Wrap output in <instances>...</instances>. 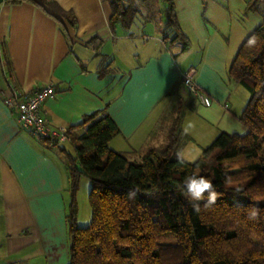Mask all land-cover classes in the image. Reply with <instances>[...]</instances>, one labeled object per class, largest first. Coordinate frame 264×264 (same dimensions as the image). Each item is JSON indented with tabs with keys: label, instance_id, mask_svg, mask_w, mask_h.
Wrapping results in <instances>:
<instances>
[{
	"label": "crops",
	"instance_id": "1",
	"mask_svg": "<svg viewBox=\"0 0 264 264\" xmlns=\"http://www.w3.org/2000/svg\"><path fill=\"white\" fill-rule=\"evenodd\" d=\"M49 1L55 6H44L58 18L28 0H0V90L14 84L27 93L53 83L57 95L41 110L51 125L83 134L84 117L104 111L120 131L110 148L132 159L166 140L159 123L180 103L185 110L181 126L190 137L180 153H196L199 159L221 132L247 133L240 115L249 94L230 79L229 69L244 40L263 22L260 12L248 10V0H174L188 47L172 39L165 0H153L149 6L160 5V41L155 52L135 59L123 45L140 37L131 26L111 28L108 0ZM148 7L137 13L155 19L143 13ZM141 36L149 39L150 34ZM107 65L111 71L101 75ZM191 70L211 106L186 89L183 77ZM54 148L23 130L14 110L0 99V264H68L69 176Z\"/></svg>",
	"mask_w": 264,
	"mask_h": 264
},
{
	"label": "trees",
	"instance_id": "2",
	"mask_svg": "<svg viewBox=\"0 0 264 264\" xmlns=\"http://www.w3.org/2000/svg\"><path fill=\"white\" fill-rule=\"evenodd\" d=\"M26 1V0H6ZM40 6L49 0H28ZM110 24L130 27L141 6L153 0H108ZM131 1V0H130ZM166 25L173 40H189L179 27L174 0H165ZM262 0H248V10L258 11L263 22L244 40L229 69L231 80L244 86L249 98L240 115L244 135L221 132L203 149L201 158L180 164L177 153L190 137L182 129L184 106L172 115L166 140L139 152L135 159L110 148L119 134L114 120L104 111L84 117L80 127L67 128L75 142V156L65 148L70 201L66 213L69 237L68 264H264V10ZM55 6L53 3L52 6ZM46 11L58 18L44 6ZM64 16L70 13L61 12ZM74 23L73 17L70 18ZM255 37L257 43L249 45ZM100 42L94 45L98 50ZM2 51V50H1ZM109 65L101 75L109 73ZM30 134L29 132H27ZM32 136V135H31ZM34 139L47 148L59 143ZM82 175L91 182L89 203L92 221L77 223V194ZM203 175L222 193L215 205L199 209L184 195L186 177ZM136 190L135 198H129ZM260 209L249 219L252 206Z\"/></svg>",
	"mask_w": 264,
	"mask_h": 264
},
{
	"label": "built area",
	"instance_id": "3",
	"mask_svg": "<svg viewBox=\"0 0 264 264\" xmlns=\"http://www.w3.org/2000/svg\"><path fill=\"white\" fill-rule=\"evenodd\" d=\"M183 83L201 104L212 105L211 97L195 82L193 70L184 75ZM56 95L57 88L53 83L41 85L27 93L17 89L14 84H9L8 88L0 90V99L6 106L14 110L17 121L23 130L34 137L50 139L60 144L70 140L67 128L51 125L41 111L44 102L55 98Z\"/></svg>",
	"mask_w": 264,
	"mask_h": 264
},
{
	"label": "rangeland",
	"instance_id": "4",
	"mask_svg": "<svg viewBox=\"0 0 264 264\" xmlns=\"http://www.w3.org/2000/svg\"><path fill=\"white\" fill-rule=\"evenodd\" d=\"M127 2H131L132 4H139L140 0H129ZM158 6L160 5H151L149 6V13H147L145 10L143 13L145 14H149L152 15V18L155 19H146L144 18V15H141L140 13H137L136 16L133 19V22L131 23V32L135 31V36H139L140 38L138 39H132L129 40L128 43H125L123 45V47L127 45V47H130V49L133 51L132 54H130V56H132V59L134 57V55H137L139 57L143 56L146 53H153L156 51L157 49V44L160 41V37L158 36V32L156 30L157 28V23L160 20L159 19V8ZM261 9L264 10V0H262L261 5H260ZM261 14V13H260ZM144 31H146L148 34H150L149 39L146 37L141 36L142 33H144ZM149 40V43H147L146 41ZM146 44V46H145ZM125 49V50H124ZM122 51V54L124 55V61L127 59V57L125 55H127L126 52V48H124ZM137 57V58H138ZM243 88H245L243 86ZM246 92L249 94L248 90L245 88ZM174 107V106H173ZM170 109V108H169ZM176 109L175 107L173 108L172 111H168V113L162 118V120L159 123V128L165 132V134L167 135V129L169 127V124L171 122L172 119V115L175 113ZM65 148L67 150L68 153H70L72 156H75V142L73 140H68L66 142L60 143L58 144L54 150L52 151L53 153H55L58 156V161L61 165V167L64 169V172H67L66 170V166H65V158L63 153L61 152V149ZM185 160L187 161H195L196 159V153H193V156H190L187 153H183ZM90 188H91V182L90 179L85 176L82 175L81 179H80V186H79V191L77 194V204H78V218H77V223L80 227H87L91 224L92 221V211H91V206L89 203V192H90ZM65 197L69 200L70 197V193L67 190ZM70 201V200H69Z\"/></svg>",
	"mask_w": 264,
	"mask_h": 264
},
{
	"label": "clouds",
	"instance_id": "5",
	"mask_svg": "<svg viewBox=\"0 0 264 264\" xmlns=\"http://www.w3.org/2000/svg\"><path fill=\"white\" fill-rule=\"evenodd\" d=\"M257 40L252 37L248 40L249 45H255ZM231 131L232 129H228ZM187 132V129L185 130ZM241 134L243 129H239ZM177 160L180 164L186 163L183 153H177ZM184 195L188 198L189 202L192 203L193 208L199 209L200 202L204 203L205 207L215 205L217 199L222 196V193L216 190L214 183L211 179L206 176L193 175L186 177L184 181ZM136 190H130L128 193L129 198H135ZM260 209L258 206H252L249 212V219H257L259 217Z\"/></svg>",
	"mask_w": 264,
	"mask_h": 264
}]
</instances>
